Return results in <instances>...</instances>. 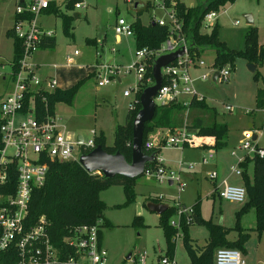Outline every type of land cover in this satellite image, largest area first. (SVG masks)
Masks as SVG:
<instances>
[{
  "label": "rangeland",
  "instance_id": "1",
  "mask_svg": "<svg viewBox=\"0 0 264 264\" xmlns=\"http://www.w3.org/2000/svg\"><path fill=\"white\" fill-rule=\"evenodd\" d=\"M183 1L188 5H194L198 0ZM86 2V7L80 9L82 15L73 19L72 36L64 34L59 17L52 15V18H55L45 20L46 23L53 24L56 42L53 47L35 51L33 58H38L37 60L42 63L58 62L63 65L62 62L67 52L72 53L74 49L79 50L80 55L76 57L79 66L63 65L64 67L57 70L56 78L57 84L62 87L71 86L80 78L84 80L73 101L70 104L57 102L54 113L60 116V121L65 125L66 134L70 138L74 139L77 133H80L84 141L92 138L94 143L95 135L102 132L104 134L103 143L109 146L114 142L116 124L125 121L128 103L132 96H124L123 90L125 87L133 86L135 75L133 72L122 74L120 75L122 76L121 81L110 82L100 87L97 86L94 74L84 75L91 68L87 61L93 60L95 55L100 56L103 61L97 59L96 65L108 63L124 67L132 61L136 50L134 36L116 34L113 25L118 15L131 21L135 13L125 0H86ZM14 8V0H0V71L6 74L5 79H2L0 75V99L10 93L14 86L10 74L12 38L5 33L6 29L12 25ZM157 11L152 7L143 8L140 17L142 21L147 22L150 14L158 15ZM246 13H250L253 17L252 25L257 30L258 44H264V0H235L221 6L217 16L219 37L231 48L240 49L244 45V35L249 25L245 19ZM235 20H237L236 23ZM209 29L208 26L201 28V30ZM87 37H95L97 43L87 42ZM112 46L116 52L111 51ZM199 53L205 65L193 68L192 75L194 77L201 73L207 74L204 79L199 78L194 81V86L199 96L206 101V106L201 108L193 106L188 110L184 107L178 113L181 125L172 129L163 128L158 134L152 133V129H149L145 138L155 143L158 137H161L163 140L161 144L164 147L159 152L165 162L178 173L183 185L181 186L176 179L169 184L167 180L155 181L144 174L138 175L135 178V197L124 206H116L125 199L121 185L112 184L99 190L98 196L107 205L105 215L113 223L110 226L101 227L103 246L107 250L105 264H133L132 260L137 259L144 251L147 252V264H153L158 254L165 253L164 235L158 224L159 214L148 210L145 204L148 200L158 198L151 195H158L163 200L162 202L172 205L173 214L169 218L170 222L178 217L179 210L187 212L190 203L198 198L203 217H211L212 221L225 225L234 223L235 212L242 203L230 201L215 194L212 191L214 187L210 180V173L216 169L217 173L221 174L222 167L230 169V165H237L238 159L242 157L241 153L245 156L248 154V151L240 145L245 140H249L252 133H257V143L264 145V104L262 106L256 104V94L264 87V59L253 63L249 62L245 56H237L233 64L226 61L220 65V67L231 66L230 75L226 79L213 80L214 48L208 46L201 49ZM248 63H252L255 70H250ZM38 74L41 73L38 71ZM136 102L135 97L131 101L133 108ZM226 105H230L231 109H227ZM196 115L202 117L204 122L213 120L227 122V142L222 148H218L216 153L217 158L222 156V163L211 161L202 163L204 149L192 146L203 143L207 135L197 133L192 145L189 143L182 144L183 146L166 144V138L170 133L173 134L174 131L182 129L183 125L190 122ZM251 123H254L253 126H250ZM87 151L83 150L81 153ZM127 155L129 156V150ZM247 161L249 162L247 173L252 174V160ZM188 173L190 176H187ZM249 173L247 175L251 180L252 175ZM231 174L232 177L240 176L235 173ZM231 180L229 181L232 183L240 184L239 181ZM135 214L143 216L144 225L136 227L132 224ZM240 221L244 228L254 226V210L251 208L241 215ZM187 231L195 245L206 243L208 232L204 224L191 223ZM176 232L180 234L176 237L174 249L175 259L178 262L176 264H186L189 256L183 244L180 227H177ZM234 233V231L231 232L230 236H234ZM258 242L255 234H252L246 242L249 264H264V237L261 243ZM128 253H130L129 258L126 257Z\"/></svg>",
  "mask_w": 264,
  "mask_h": 264
},
{
  "label": "built area",
  "instance_id": "2",
  "mask_svg": "<svg viewBox=\"0 0 264 264\" xmlns=\"http://www.w3.org/2000/svg\"><path fill=\"white\" fill-rule=\"evenodd\" d=\"M55 0H15L12 31L20 38L22 43V55L19 58V68L14 70L11 64V77L14 86L10 93L0 99V251L5 255L16 254V260L0 264H105L107 250L98 243V225L81 221L70 225L69 233L64 236L67 247L74 248V254L61 251L51 241L48 232V221L45 215H40L33 223H26V212L30 202L32 190L44 184L49 162L54 160L77 159L81 151L94 145L92 138L82 143L70 138L66 134V127L60 121V116L55 113L40 115L36 111V97L41 90H51L56 86L54 77L42 78L38 75L36 64L30 61L32 54L41 46L43 38L51 36L52 30L40 26L39 14ZM131 6L136 4L149 5L164 12L158 16L155 13L150 16V21L169 28L168 36L156 49L146 46L135 50L134 59L119 67L117 64L103 63L92 64L91 70L96 78L97 85L101 86L115 81L120 75L133 72L136 83L132 87L123 90L124 95L137 92L139 84L144 80L147 60L155 54L183 48V54L174 58L162 67V82L153 99L156 105H164L169 102H180L187 109L190 98L199 96L194 86L196 78L204 79L206 73L196 78L191 74V68L205 65V61L199 55L190 50L189 41L185 32L181 29V21L174 12V4L177 0H125ZM67 0H62L65 4ZM73 7L81 9L85 7V0H74ZM218 16V10H208L201 20V26L207 27L213 24ZM237 20H235V23ZM114 32L118 35H133L132 22L121 15L116 17L113 25ZM79 51L75 49L73 54L66 55V62H73V55ZM231 66H223L213 71H218L217 78L226 79L230 75ZM0 75L6 76L0 71ZM6 78V77H5ZM149 80V78H147ZM187 97V98H185ZM130 106L132 107L131 103ZM231 109L230 105H226ZM197 133L188 132L185 127L174 131L166 138L168 145L194 144ZM146 148L164 147L161 137L157 142L145 140ZM240 147L246 149L248 154L264 156V145L256 141L245 140ZM78 149V151H76ZM78 153V154H77ZM214 153L206 151L202 157L203 162L212 158ZM155 166L145 165L142 174L153 177L159 181L176 179L180 176L172 167L164 164V159L158 153L154 156ZM236 173L240 169L232 167ZM10 176L14 183L9 181ZM216 171L212 170L210 177L214 178ZM219 197L236 202H243L246 197V189L242 184L224 182L216 188ZM186 210H179L178 217L171 220V224L180 227V214ZM190 206L187 208L189 213ZM189 220V216H187ZM175 233L174 239L176 241ZM133 264H147V252L144 251ZM215 264H247L243 253L235 247H218L214 253ZM153 264H176L173 257L160 254Z\"/></svg>",
  "mask_w": 264,
  "mask_h": 264
},
{
  "label": "trees",
  "instance_id": "3",
  "mask_svg": "<svg viewBox=\"0 0 264 264\" xmlns=\"http://www.w3.org/2000/svg\"><path fill=\"white\" fill-rule=\"evenodd\" d=\"M74 0H67L65 8L57 7L52 2L46 9L53 6L54 11L61 18L62 30L66 35H71V19L72 14L66 12L71 9ZM235 0H198L194 5H188L183 0H177L174 4V12L181 21V29L185 32L189 41L190 50L199 55L200 50L205 47H213L214 67L218 70L220 65L226 61L233 64L237 56L247 57L249 62L258 63L264 59V45L257 42V30L252 24L248 25V29L244 35V45L240 49H234L219 37V23L216 20L209 25V30H201V20L203 15L210 9L219 10L226 3H232ZM148 7V6H146ZM137 13H140L137 12ZM133 36L136 48L146 46L156 49L163 40L168 36L169 28L166 25H160L157 22L150 21L144 24L137 17L132 22ZM6 35L13 38V55L11 64L14 70L19 68V58L22 55V43L20 38L14 35L12 27L5 31ZM55 37L50 36L43 38L40 45L54 46ZM155 58L153 54L146 64L144 80L139 84L137 89V102L135 108L129 105L125 121L117 123L114 130V142L112 145H105L104 134L100 132L94 137V145L100 144L106 151L114 152L119 150L123 153L127 160L131 155L132 140V120L140 107L139 95L142 89L153 81L152 62ZM149 78V80H147ZM82 79L77 80L74 84L66 88L55 87L51 90H41L35 101L37 104L36 111L40 115L55 112L57 102L71 103L74 96L82 83ZM136 100V99H135ZM256 104L262 106L264 104V87L259 89L256 94ZM190 107H204L206 101L203 98L192 96L190 98ZM180 102H169L164 105H156L154 115L144 124L142 148L145 153H158V148L144 146L146 133L154 127L170 128L181 125V119L178 113L184 109ZM188 132L200 133L203 135H213V147L221 148L227 142L228 124L225 121L213 120L204 122L203 118L196 115L192 120L183 125ZM162 140V139H161ZM163 141V140H162ZM89 148L85 149L87 151ZM113 150V151H111ZM129 150V156L127 152ZM247 160H252V179L247 175ZM156 159L148 162L147 165L155 166ZM243 183L246 189V197L240 208L235 212V222L232 227H227L221 223L212 221L211 217L205 218L200 212V202L197 198L191 205L189 213L182 212L180 214V227L182 230V238L184 247L188 253L189 261L186 264H215L214 253L216 248L235 247L242 252H246L245 242L250 236L251 231H255L259 236L264 233V156L247 154L245 158L239 162ZM141 175V174H140ZM135 178L126 177L120 174L113 176H104L99 172H88L85 170L77 159L70 158L65 160H54L49 162L46 179L43 185L35 187L32 190L28 210L26 212V223L35 222L40 215H45L48 221V232L53 244L62 252L74 254V248L67 247L64 236L69 233L70 225L81 221L87 223H95L98 225V243H101L102 229L104 225L110 226L112 222L104 216L106 203L99 198L98 192L112 184L122 186L125 199L116 206H124L130 203L135 197ZM11 182L14 178L10 176ZM87 193V194H86ZM216 193V188L214 190ZM155 200V199H153ZM253 208L255 215V224L251 227H242L241 215L248 209ZM173 214L172 205L159 214L158 224L162 228L165 240V253L167 256H173L175 249L174 235L177 227L170 223V216ZM189 216V220L187 219ZM191 223L204 224L208 230L206 243L202 245L194 244L189 237L187 228ZM132 224L136 227L144 225L143 216L135 214ZM235 230V238H229L230 231ZM16 260V254L5 255L0 251V262L8 263Z\"/></svg>",
  "mask_w": 264,
  "mask_h": 264
},
{
  "label": "water",
  "instance_id": "4",
  "mask_svg": "<svg viewBox=\"0 0 264 264\" xmlns=\"http://www.w3.org/2000/svg\"><path fill=\"white\" fill-rule=\"evenodd\" d=\"M76 16V15H75ZM247 23H252V15L245 14ZM183 54V48L178 47L174 50L160 53L152 62L153 81L147 84L139 95L140 107L137 110L132 120V140H131V155L130 160H127L125 155L119 150L114 152L106 151L100 144L93 146L89 151L79 154L77 161L88 172L99 171L104 176H113L120 174L126 177H137L142 174L145 165L154 160V153H145L142 148V137L144 124L154 115L156 103L153 96L156 94L162 82V67L174 58ZM250 70H255L252 63H248ZM218 71L213 72V80H216ZM256 135H252L255 139ZM78 142H83V136L79 133L76 136ZM253 156V153H251ZM147 208L155 211L158 214L162 213L167 208L166 202L148 201ZM130 253L127 254V257Z\"/></svg>",
  "mask_w": 264,
  "mask_h": 264
},
{
  "label": "crops",
  "instance_id": "5",
  "mask_svg": "<svg viewBox=\"0 0 264 264\" xmlns=\"http://www.w3.org/2000/svg\"><path fill=\"white\" fill-rule=\"evenodd\" d=\"M14 3H15V0H14ZM54 5H56L57 7H60V8H62V9H66L65 8V4H63L62 3V0H55V1H53L52 2ZM86 5H87V2H86V0H85V7H86ZM146 6H148V7H146ZM140 5V4H136V5H134V6H131L132 7V9L134 10V13H135V15H134V17H133V19L131 20V22H133L137 17L140 19V21L142 22V23H144V24H147L148 22H150V16L151 15H153V14H150V16H149V19H148V21L147 22H144V21H142V19H141V17H140V14H141V11H142V9L143 8H146V9H148L150 6L149 5ZM82 9V8H81ZM14 11V10H13ZM140 11V13H137V12H139ZM66 12H68L69 14H72V19H71V32H72V34L71 35H69V36H72L73 35V27H74V25H73V19L74 18H78L80 15H82V13L80 12V9H76V8H74L73 6H72V8L71 9H67L66 10ZM159 12V13H158ZM218 13H219V10H218ZM157 14H158V16H162V15H164V12H162V11H160V10H158L157 11ZM52 15L53 16H56V17H59L58 16V14L54 11V9H53V6H51V8L50 9H45V10H43L40 14H39V17H38V19H39V23H40V26L42 27V28H45V29H50V30H52V34H51V36H54L55 37V35H54V31H53V24L51 23V24H49V23H46V21L45 20H47L48 18H52ZM76 15V16H75ZM12 17H14V12H13V15H12ZM53 18H55V17H53ZM52 18V19H53ZM60 18V17H59ZM253 18V17H252ZM60 20H61V18H60ZM217 21H218V19H216ZM252 22H253V20H252ZM219 23V22H218ZM248 24H252V23H248ZM61 26H62V23H61ZM11 27V26H10ZM201 28H204V27H202L201 26ZM63 31V30H62ZM203 31V30H202ZM65 34V33H64ZM9 37V36H8ZM48 37H50V36H48ZM12 38V37H11ZM46 38V37H45ZM95 39V40H94ZM86 41L87 42H89V43H97V40H96V38L95 37H87L86 38ZM55 42H56V38H55ZM55 45V44H54ZM264 45V44H263ZM50 47H53V46H47V45H41L36 51H39V50H42V49H47V48H50ZM111 51H113V52H116V49L112 46L111 48ZM75 50V49H74ZM73 50V51H74ZM79 51V50H78ZM35 53V52H34ZM33 53V54H34ZM33 54H32V56L30 57V61H32L33 63H35L36 64V69H37V73H38V71L41 73V74H38L40 77H42L43 79L44 78H47V77H54L55 79H56V86L55 87H59V88H66V87H62V86H59L58 84H57V75H56V73H57V70L59 69V68H61V67H64L63 65H65V66H70V67H74V66H79V63L77 62V59H76V57H78L79 55H80V52H78L77 54H75V55H73V62L71 63V64H68L67 62H66V55L67 54H69V52H67L66 54H65V58H64V61L62 62V64L63 65H61L60 63H58V62H51V63H42V62H39L37 59L38 58H33ZM70 54H73V52L72 53H70ZM12 55H13V38H12ZM200 56V55H199ZM134 57H135V55H134ZM12 59V58H11ZM99 60V61H101V59H100V56H98V55H95V58L93 59V60H91V61H87L88 63H90V66L92 65V64H95V62H96V60ZM134 59V58H133ZM132 59V60H133ZM213 61H214V59H213ZM101 62H103V61H101ZM199 67H201V66H195V67H192L191 68V74L193 73V68H199ZM47 69H48V71H47ZM90 69V68H89ZM88 69V71L86 72V74L84 75V76H88V75H90V73H92V74H94L91 70H89ZM202 74V73H201ZM201 74H197V75H195L194 77L196 78L197 76H200ZM212 75H213V73H212ZM1 77H2V79H5V77L4 76H2L1 75ZM80 79H82V80H84V78H80ZM80 79H78V80H80ZM96 79V78H95ZM121 79H122V76H119L115 81H112V82H117V81H121ZM196 79H199V78H196ZM195 79V80H196ZM201 79V78H200ZM216 79H217V77H216ZM194 80V81H195ZM110 83V82H109ZM134 83H136V80H135V82ZM105 85V84H104ZM134 85V84H133ZM98 87H100L99 85H97ZM101 86H103V85H101ZM69 87V86H68ZM126 88H128V87H125L124 89H126ZM124 95V94H123ZM132 96V98L129 100V103H128V107H129V105H130V103H131V101L132 100H134V98L136 97V95H137V93L136 92H131L130 94H128V95H124V96ZM185 98H187V97H185ZM190 107V106H189ZM188 110V109H187ZM253 124L254 123H251L250 124V126H253ZM163 128L162 127H154L153 129H152V133H154V134H158L159 133V131H161ZM156 132V133H155ZM77 134H79V133H77ZM253 134H255L256 135V137H255V139H252V135ZM77 136V135H76ZM161 136V135H160ZM207 138H205L206 140H202L203 141V143H201L200 145H192V146H195V147H202L203 149H204V152L202 153V157L204 156V155H206V151L208 150H210V151H212L213 153H214V156L212 157V158H209L206 162H203V160H202V163H207V162H209V161H211V162H216V163H222V156H218V158H217V149L218 148H215V147H213L212 145H213V143H214V141H215V139H214V136L213 135H207L206 136ZM258 138V134L257 133H252L251 134V139L252 140H254V141H256V139ZM257 142V141H256ZM184 145H186V144H184ZM188 146V145H187ZM185 147V146H184ZM222 148V147H221ZM161 148H158V150H160ZM81 154V153H80ZM158 154L159 155H161L160 154V152L158 151ZM240 155V154H239ZM251 155V154H250ZM79 156V155H78ZM241 156L242 157H240L239 159H238V164L236 165V164H234V165H230V169H228V168H224V167H222L221 169H222V172H221V174H218L217 173V171H216V169H214V171H216V176L214 177V178H211L210 177V180H211V182H212V185H213V187H214V189L212 190L213 192H214V190H215V188H217V187H219V186H221L224 182H228V183H232V182H230L229 180L230 179H232L231 181H234V182H240V184H242V185H244L243 184V179H242V175H241V167L239 166V162H241L244 158H245V155L243 154V153H241ZM252 156V155H251ZM163 157V156H162ZM78 158V157H77ZM164 159V158H163ZM202 159V158H201ZM218 161V162H217ZM164 164L166 165V166H169V167H171L170 166V164H168V163H166L165 162V159H164ZM236 167V168H239L240 169V173H236L235 172V170L232 168V167ZM248 169H249V163L247 164V171H248ZM99 172V171H98ZM212 172V171H211ZM101 173V172H100ZM231 173H235V174H238V175H240V176H237V177H232L231 175ZM249 173V172H248ZM184 174V173H183ZM250 175H252L251 173H249ZM187 176H190V173H188L187 174ZM151 178H153V177H151ZM155 181H159V180H157V179H155V178H153ZM168 181V183L169 184H172L173 183V181L174 180H172V179H168L167 180ZM135 183H136V181H135ZM232 184H237V183H232ZM135 187V186H134ZM211 191V192H212ZM215 194H217V193H215ZM149 195H151V194H149ZM148 195V196H149ZM212 195V194H211ZM151 196H157L158 198H155V200H148V201H155V202H162L163 200L158 196V195H151ZM100 198V197H99ZM100 199H102V198H100ZM103 200V199H102ZM104 201V200H103ZM147 201V202H148ZM105 202V201H104ZM147 202L145 203V204H147ZM182 202V201H181ZM106 203V202H105ZM183 204H186L185 202H182ZM193 203V202H192ZM192 203H190V205L192 204ZM239 203H243V202H239ZM167 205H169V204H167ZM242 205V204H241ZM106 207H107V205H106ZM146 207H147V205H146ZM148 209V208H147ZM251 209V208H250ZM250 209H248V210H250ZM253 209V208H252ZM149 210V209H148ZM247 210V211H248ZM151 211V210H150ZM246 211V212H247ZM155 212V211H154ZM103 213H104V216L106 217V215H105V209H104V211H103ZM157 213V212H156ZM158 214V213H157ZM244 214V213H243ZM242 214V215H243ZM107 218V217H106ZM108 219V218H107ZM215 222V221H214ZM234 222H235V220H234ZM113 224V223H112ZM222 225H224V226H227V227H232L233 225H234V223L232 224V225H225V224H223V223H221ZM249 227V226H248ZM251 227V226H250ZM180 229H181V227H180ZM235 232L234 233V236H230V233L231 232ZM207 232H208V230H207ZM230 233L228 234V237L229 238H235V236H236V231L235 230H232V231H230ZM252 234H255L256 235V237H257V239H258V243H261V241H262V239H263V235H264V233L263 234H261V235H257L256 234V232L255 231H251L250 232V236L252 235ZM181 236H182V232H181ZM207 236H208V233H207ZM250 236H249V238H250ZM192 239V238H191ZM193 240V239H192ZM248 240V239H247ZM194 241V240H193ZM247 242V241H246ZM246 242H245V244H244V246H245V249H246V252L244 253V252H242L240 249V251L243 253V255L246 257V259H247V261H248V264H249V258H248V249H247V247H246ZM175 243H176V241H175ZM101 244H102V246H103V242H102V238H101ZM165 248H166V246H165ZM158 255H160V254H158ZM127 257V256H126ZM159 256H157L156 258H158ZM170 257H173L174 259H175V255L173 254V256H170ZM127 258H129V257H127ZM155 258V259H156ZM155 259H154V262H155ZM175 261H176V259H175ZM176 263H178L177 261H176Z\"/></svg>",
  "mask_w": 264,
  "mask_h": 264
}]
</instances>
